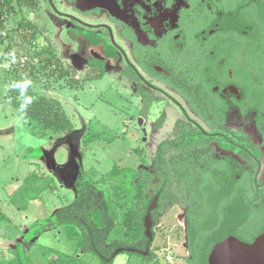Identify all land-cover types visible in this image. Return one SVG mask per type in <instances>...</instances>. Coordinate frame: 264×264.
Returning a JSON list of instances; mask_svg holds the SVG:
<instances>
[{"label":"trees","instance_id":"trees-1","mask_svg":"<svg viewBox=\"0 0 264 264\" xmlns=\"http://www.w3.org/2000/svg\"><path fill=\"white\" fill-rule=\"evenodd\" d=\"M34 1L0 0V9L8 17L23 6L33 8ZM225 9L220 25L226 41L219 58L209 62L210 72L205 73L200 66L192 77L182 75L174 84L208 128L176 126L173 138L157 144L151 167L145 166L143 159L142 166L135 169L115 164L100 180H93L78 167L72 182L73 200L28 227L22 240L29 242L50 228H61L74 237L75 253H91L100 264H113L117 248L130 254L124 248L133 242L143 238L149 243L144 217L150 214L153 227L169 196L176 198L185 212L188 264H208L213 244L228 235L250 242L264 231V181L259 178L260 147L264 144V0H232ZM15 31L18 41L33 51L14 77L9 94L12 103L23 119L37 122L42 131L70 127L58 103L54 107L49 100L33 96L40 70L55 58L49 47L37 41L41 29L23 17ZM0 43H4L1 32ZM50 71L56 75L54 69ZM63 76L59 72L55 80ZM216 84L234 85L240 98L232 95L228 101L219 96L212 90ZM231 105L241 117H251L260 143L241 128L225 125ZM103 178L113 183L101 186L98 181L104 182ZM154 197L157 206L150 210ZM24 252L21 242L16 241L13 250H0V264H29ZM41 254L48 264H76L79 257L50 248L42 249Z\"/></svg>","mask_w":264,"mask_h":264},{"label":"rangeland","instance_id":"rangeland-1","mask_svg":"<svg viewBox=\"0 0 264 264\" xmlns=\"http://www.w3.org/2000/svg\"><path fill=\"white\" fill-rule=\"evenodd\" d=\"M53 2L59 9L72 12L58 0ZM33 5V8L23 6L8 17L0 9V19L4 17L0 29L4 38V43H0V250L11 251L16 241H20L29 264H48L41 254L45 248L79 256L76 264H100L94 254L75 253L74 237L61 228H50L29 242L21 240L22 233L73 200L72 182L77 167L93 180H100L115 164L135 169L142 166L143 159L145 166H149L157 144L174 137V120L181 110L172 103H154L145 122L128 121L129 116L138 113L132 105L135 95L121 89L120 81L110 72L96 79L97 70L84 67L77 54L80 46L76 39L63 36L64 21L50 9L47 0H35ZM23 17L37 24L41 29L38 43L49 47L55 55L53 63L39 72L33 85L34 99L42 97L54 107L59 105L70 120V127L42 131L37 122L23 119L10 99L14 77L20 72L22 61L33 51L16 36L15 28ZM119 66L122 68L123 63ZM36 68L39 70V65ZM50 69L56 75H51ZM58 71L64 76L55 80ZM167 92L184 105L179 96ZM159 96L166 101L164 95ZM160 109L167 111V117L154 127ZM228 125L241 128L260 143L250 116L240 118L231 112ZM260 149L263 159L259 178L264 181V144ZM98 182L104 187L113 183L108 179ZM154 231L153 259L120 253L113 264H187L183 209L176 198L168 197Z\"/></svg>","mask_w":264,"mask_h":264},{"label":"flooded vegetation","instance_id":"flooded-vegetation-1","mask_svg":"<svg viewBox=\"0 0 264 264\" xmlns=\"http://www.w3.org/2000/svg\"><path fill=\"white\" fill-rule=\"evenodd\" d=\"M229 1L232 0H58L72 13L59 9L53 0H47L50 9L64 21L63 36L76 39L80 46L77 54L84 67L97 70L96 79L110 72L120 81L121 89L135 95L132 105L138 116H129L128 121L145 122L151 106L165 102L175 104L181 110L174 120V128L179 124H190L206 129L207 124L174 84L182 75L192 77L200 66L205 73L210 72L209 62L219 58L225 45L220 21ZM98 2L103 6L94 5ZM120 63H123L122 68ZM212 90L228 101L232 95L240 98L237 88L231 84H216ZM167 91L179 96L185 106ZM166 112L159 110L154 127L160 126L167 117ZM231 112L244 118L235 105H231L226 114L225 125L228 127ZM151 163L147 167H151ZM154 198L155 205L150 208L152 200L150 210L157 206V197ZM161 213H157V220ZM183 222L186 231L184 210ZM155 225L152 227L151 224L154 234L149 237L148 244L142 238L124 249L144 260L153 259L151 245L155 239ZM185 244L188 250L186 233ZM123 251L121 247L117 248L116 256Z\"/></svg>","mask_w":264,"mask_h":264},{"label":"water","instance_id":"water-1","mask_svg":"<svg viewBox=\"0 0 264 264\" xmlns=\"http://www.w3.org/2000/svg\"><path fill=\"white\" fill-rule=\"evenodd\" d=\"M94 5L103 6L99 2ZM153 205H155V198L150 208ZM151 224L150 214L147 213L144 217V226L148 237H151ZM207 262L208 264H264V231L250 242L234 235L226 236L213 244L208 253Z\"/></svg>","mask_w":264,"mask_h":264},{"label":"crops","instance_id":"crops-1","mask_svg":"<svg viewBox=\"0 0 264 264\" xmlns=\"http://www.w3.org/2000/svg\"><path fill=\"white\" fill-rule=\"evenodd\" d=\"M21 240H22V238H21Z\"/></svg>","mask_w":264,"mask_h":264}]
</instances>
